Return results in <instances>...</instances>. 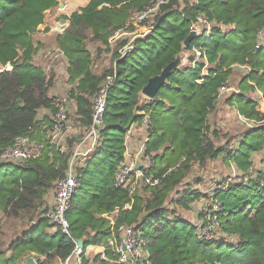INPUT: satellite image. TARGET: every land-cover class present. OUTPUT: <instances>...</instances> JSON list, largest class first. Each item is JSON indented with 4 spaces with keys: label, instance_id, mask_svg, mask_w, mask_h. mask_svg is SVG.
<instances>
[{
    "label": "trees",
    "instance_id": "trees-1",
    "mask_svg": "<svg viewBox=\"0 0 264 264\" xmlns=\"http://www.w3.org/2000/svg\"><path fill=\"white\" fill-rule=\"evenodd\" d=\"M59 1L0 0V66L10 68L0 72V153L22 136L44 145L41 156L27 164L13 163L9 171L0 164V213L6 221L0 222V264H25L28 258L36 264H63L76 240L83 242V251L104 250L89 258L91 249L82 264H117L108 242L118 244L122 225L140 232L151 264H264V174L214 192L212 204L218 203L219 211L214 213L211 206L210 212L218 226L210 239L200 236L204 220L192 225L167 207L169 201L187 207L199 199L200 194L186 192L170 200L188 175L190 162L221 159L245 174L250 153H264V0H168L154 12L149 33L124 38L100 76L91 69L85 40L108 45L115 34L128 30L133 15L158 0H90L63 18L68 26L55 44L68 63L67 98L75 104L73 118L82 132L91 124L94 100L105 87L98 146L72 166L78 186L65 214L69 237L50 225L43 217L48 209L42 208L68 172L82 136L68 140L63 152L50 143L42 129L52 125L56 98L48 94L51 78L33 62V37L45 13ZM203 22L209 32L205 27L197 30ZM191 31L196 36L184 48ZM194 48L201 53L197 61ZM187 52L191 56L184 66ZM177 59L178 67L155 98H145L141 91L147 81ZM235 68H243L244 74L237 93L226 102L239 117L260 126L247 131L237 149H229L210 139L209 117ZM108 79L112 82L106 85ZM41 111L45 114L40 118ZM145 120L142 160L152 165L144 169L158 184L141 180L132 192L117 188L115 174L127 163V134Z\"/></svg>",
    "mask_w": 264,
    "mask_h": 264
},
{
    "label": "rangeland",
    "instance_id": "rangeland-1",
    "mask_svg": "<svg viewBox=\"0 0 264 264\" xmlns=\"http://www.w3.org/2000/svg\"><path fill=\"white\" fill-rule=\"evenodd\" d=\"M89 1L90 0L59 1L56 8L45 13L43 23L39 26L38 33L33 37L35 46L37 47V53L33 58V62L44 70L48 78H51L48 94L58 100L67 98L71 87L67 82L68 63L55 44V37L59 34L55 30V27L61 22H66V20L63 19L64 17H69L73 12L85 7ZM154 15L155 13L144 20H140L136 15H133L129 21L128 30L123 33L115 34V36L109 40L108 45L101 44L91 37L87 38L85 40V47L91 55V69L94 74L100 76L105 70L109 69L112 53L120 46L124 38L134 39L149 33ZM204 26L207 27L205 24L201 23L196 25V28L201 31ZM262 40L264 41V36ZM125 48H127V46H125L124 49ZM189 56H191V53L187 52L183 57L181 65L185 66L188 64L187 58ZM243 74V68H235L229 80V86L237 90L236 85ZM232 94L233 91L222 93L221 98H219L216 103V110L214 113L210 114V139L217 147L237 149L239 147V142L245 137L247 131L255 130L260 124L250 123L237 115V111L226 102V99ZM251 97L256 99L255 95ZM74 105V103L70 104V113L67 119L68 129L63 131L61 146L64 148H66L68 140L74 139L78 141L79 137L82 136V129L79 128L73 118V113L75 111ZM43 114L44 112H40V116ZM146 130L145 125H135L131 133L127 134V163L125 164L135 162L136 153L142 146L145 148L144 144L147 139ZM78 144L79 143H77V145ZM86 149L87 147L83 148L82 151L84 152ZM80 159H82V157H78L74 164ZM139 161L143 162L142 160ZM249 161L251 164L245 174L240 171L235 164H226L221 159L212 160L206 164H199L197 161L190 162L191 167L188 175L183 180V183L172 192L170 200H176L179 194L186 192L200 194L199 199L190 202L187 207L175 206L169 201L167 207L169 210H176V213L190 224L196 226L202 225L203 220H206L205 216L210 212L214 192H217L218 189L226 188L228 183L236 184L241 182L244 178L245 182L246 176L254 177L259 173L264 174V153L262 151L250 153ZM5 164L6 165L3 167L5 170L9 171L14 169L12 162ZM47 197H49L50 202L48 203L45 200V205L42 209H48L50 207L53 200V192L51 191ZM0 222L4 224L6 222L1 213ZM8 227L6 228L5 225V232L10 234L11 231H8ZM95 255L94 252L90 253L89 258H93ZM72 262L74 264V261Z\"/></svg>",
    "mask_w": 264,
    "mask_h": 264
},
{
    "label": "built area",
    "instance_id": "built-area-1",
    "mask_svg": "<svg viewBox=\"0 0 264 264\" xmlns=\"http://www.w3.org/2000/svg\"><path fill=\"white\" fill-rule=\"evenodd\" d=\"M168 0H158L157 4L152 8L147 9L145 12L137 14V18L140 20L147 19L152 15L158 8L159 5L165 3ZM203 24H205L203 22ZM208 32L210 31V26L205 24ZM68 26V22H61L58 26L55 27V30L61 34L65 28ZM193 54L195 56V61L199 60L201 53L196 48L193 49ZM9 66L5 68L0 66V72L9 71ZM112 82L111 79H108L106 85ZM233 91L237 93V90L228 86L222 87L219 90V95L216 98V103L221 98V94L225 92ZM105 103V87L100 91L97 97L94 100L93 104V116L91 124L86 127L82 132V138L79 144L75 147L70 168L66 175L57 181L52 190L53 200L48 208L47 212L44 214V218L50 223L54 229H59L61 233L69 237V225L66 221L65 214L69 210L70 200L74 190L78 186L77 177L73 171V164L78 157H84L87 154L91 153L97 146L98 138V127L101 125V114L103 112ZM56 113L52 118L51 126H43V131L46 133L47 138L50 140L51 144L60 147V151H64V147L61 146L63 140V131L68 129V115H69V105L70 101L68 98H62L60 100L55 99L54 102ZM147 120H145L144 125H147ZM128 132V134H130ZM128 137V136H127ZM146 141V140H145ZM87 149L83 152V148ZM44 145L40 142H36L31 139L29 136H22L15 138L10 145L0 153V164L5 163H15V164H27L28 162L38 159L41 156ZM143 146L136 153V161L133 163H128L125 166L121 167L114 177L115 186L117 188H129L132 192L135 189L138 181L144 180V183L150 186H155L158 184V180H152L146 175V170L152 165H149L142 160L143 156ZM142 160L143 162H140ZM145 164V165H144ZM143 167L144 170L141 168ZM134 175V179H132ZM212 211L214 213L219 211V204L214 203L211 205ZM206 220L205 225H202L200 236L204 239H210L217 229L218 222L217 218L214 215H211L209 212L205 216ZM216 227V228H215ZM119 235V242L116 245L114 241H109V247L117 255V264H151L149 259V254L144 249L145 240L142 238L140 232L133 229L132 227L119 226L117 229ZM90 247L83 251L81 248H75L72 255L63 262V264H82V258L86 256ZM103 250V249H102Z\"/></svg>",
    "mask_w": 264,
    "mask_h": 264
},
{
    "label": "water",
    "instance_id": "water-1",
    "mask_svg": "<svg viewBox=\"0 0 264 264\" xmlns=\"http://www.w3.org/2000/svg\"><path fill=\"white\" fill-rule=\"evenodd\" d=\"M196 32L191 31L189 35L186 37L185 41L183 42L184 48H187L190 44V42L195 38ZM179 64V59L171 62L168 64L161 72L160 74L151 77L146 85L143 87L141 94L147 98V99H154L158 90L163 86V84L166 82V79L170 73V71L176 69ZM76 246L77 248H81L83 246V242L81 240H76ZM25 264H36L33 258H28L25 262Z\"/></svg>",
    "mask_w": 264,
    "mask_h": 264
},
{
    "label": "crops",
    "instance_id": "crops-1",
    "mask_svg": "<svg viewBox=\"0 0 264 264\" xmlns=\"http://www.w3.org/2000/svg\"><path fill=\"white\" fill-rule=\"evenodd\" d=\"M41 112H44V111H41ZM45 114V112H44ZM43 114V115H44ZM39 117L41 118L42 116H40V113H39ZM127 156V155H126ZM46 201L49 203V197H46ZM52 203V202H51ZM92 251L94 252V254H103L104 253V250H102L103 248H99V247H96V248H91ZM91 249L88 251V253L91 251ZM87 253V255H88Z\"/></svg>",
    "mask_w": 264,
    "mask_h": 264
}]
</instances>
